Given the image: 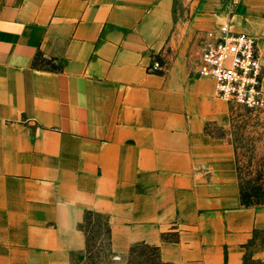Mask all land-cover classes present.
<instances>
[{
    "label": "crops",
    "instance_id": "crops-1",
    "mask_svg": "<svg viewBox=\"0 0 264 264\" xmlns=\"http://www.w3.org/2000/svg\"><path fill=\"white\" fill-rule=\"evenodd\" d=\"M228 20L264 65V0L229 17L224 0H0V264H73L89 213L120 258L264 264V208L242 206L211 131L230 103L198 74L200 38Z\"/></svg>",
    "mask_w": 264,
    "mask_h": 264
},
{
    "label": "built area",
    "instance_id": "built-area-1",
    "mask_svg": "<svg viewBox=\"0 0 264 264\" xmlns=\"http://www.w3.org/2000/svg\"><path fill=\"white\" fill-rule=\"evenodd\" d=\"M238 0H224L228 17ZM198 74L213 79L216 95L250 110L264 108V65L254 36L234 32L229 20L200 38ZM162 69L154 61L148 68Z\"/></svg>",
    "mask_w": 264,
    "mask_h": 264
},
{
    "label": "rangeland",
    "instance_id": "rangeland-1",
    "mask_svg": "<svg viewBox=\"0 0 264 264\" xmlns=\"http://www.w3.org/2000/svg\"><path fill=\"white\" fill-rule=\"evenodd\" d=\"M230 107V127L225 130L213 128L211 131L235 143L243 168L245 155L250 151L257 158L264 157V108L250 110L235 103H230ZM242 178L245 187L247 178ZM81 228L86 235L87 252L83 256H74L73 264H166L161 262L156 249L144 244L133 245L124 257L114 255L110 248L108 227L101 215L87 214Z\"/></svg>",
    "mask_w": 264,
    "mask_h": 264
},
{
    "label": "trees",
    "instance_id": "trees-1",
    "mask_svg": "<svg viewBox=\"0 0 264 264\" xmlns=\"http://www.w3.org/2000/svg\"><path fill=\"white\" fill-rule=\"evenodd\" d=\"M231 144L233 145L235 151V161L242 206L246 208H264V157L257 158L256 154L250 151L245 155L246 164L242 168L239 150L235 143L231 142ZM256 160L257 163H255ZM242 177L247 178L245 181L247 186L245 187ZM153 248L158 251V248Z\"/></svg>",
    "mask_w": 264,
    "mask_h": 264
}]
</instances>
